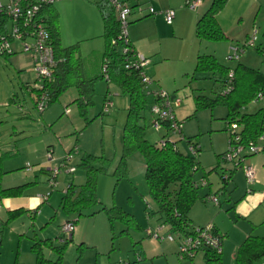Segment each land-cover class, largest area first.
Here are the masks:
<instances>
[{"label": "rangeland", "instance_id": "obj_1", "mask_svg": "<svg viewBox=\"0 0 264 264\" xmlns=\"http://www.w3.org/2000/svg\"><path fill=\"white\" fill-rule=\"evenodd\" d=\"M60 2L62 3V0H56L52 8L57 12L59 11L60 17L57 23H61L62 26L64 14L62 16V11L57 10V5ZM86 2L87 0L65 1V5L73 7L71 8L72 21L69 27H67L66 33H61L60 42L62 47L78 43L79 53L82 56L81 59H83L84 76L86 78H96L95 82H93L94 93L92 94L90 103L83 111L78 108L79 105L74 101L77 97L75 87L67 88L47 108L51 112L49 114L50 117H53V119L62 118V143L67 144L68 141H74L78 146L76 154L72 157V163L76 166V173L61 171L57 177L59 181L62 179V182H64L67 179V181L75 183L76 179L73 177L75 174H85L83 167H79L82 158L87 155L101 157L94 162V166L98 169L95 180V193L100 203L91 207L87 213L98 210L101 205L106 207L118 206L133 216L143 228L144 226H152L151 221L155 215L151 211L155 210V203L148 195L147 185L143 179L145 165L142 155L139 152L129 154L126 159L127 173H117V167L119 166L121 158L120 155H122L121 136L126 121L125 118L127 117L129 97L127 94H123L116 84L106 83L105 78L99 77L101 72L100 57L103 54L105 42L100 36V33H102L101 25V32L99 34H93L94 27L92 32L88 31L85 33L83 31L88 28L90 23L85 10L88 7ZM135 13H131L128 16V20ZM98 21H100L99 17L96 21L99 30L100 23ZM165 24L164 22V26ZM161 29H163L162 26ZM231 29H233V34L236 37L234 40H231V46L225 45L226 39L216 42L197 40L195 30L192 33L183 30L186 34L183 40L169 36L157 40L159 45L155 47H160L164 54L163 59V56H158L156 53L149 55L150 58L148 57L150 64H148L147 69L151 68L150 71H147L148 75L155 69L157 75L161 78L159 79L157 76V82L153 81L150 88H161L171 95L181 98L180 106L174 108V113L176 119L182 123L183 139L177 137L176 146L177 150L185 155L189 154L187 138H191V141L197 142L200 146L198 159L201 163L199 165L201 166L193 176L198 180L200 179L198 176L203 175L202 167L214 166L217 163L216 154L226 151L229 131L226 127L225 114L227 113V109L225 106L219 104L212 109L200 108L196 110L195 104H193L194 96L205 95L212 99L222 91L223 86L218 78L220 77L219 73L210 74V72H201L194 74L193 66L195 65L196 56L193 55L192 48L197 47L200 49L199 53L201 54H210L213 53L214 46H217L220 53L217 56L218 58H216L222 65L234 68L237 63H242L243 65L264 72V0H259L254 9L247 15H243V19H236ZM84 34L91 36L90 38L84 39L83 37H87ZM252 35L256 37L254 39V46L245 48L238 60L234 61L229 59L228 54L231 52V48L235 44L242 43ZM20 47V42L14 41L13 50L16 53L0 54V131L5 133L3 137L11 142L12 148L15 147L17 149H19L18 146L22 145V140H24L25 136H33L31 141L35 142L39 138H43L44 132H47L42 113L36 110L33 98L35 95H31L23 86L25 84L32 85L35 82V73L32 67L33 62L31 63L29 61V54L20 51ZM19 64L24 65V70L19 68ZM107 91H109V99L113 103L108 111H103L102 106L107 97L105 95ZM148 99L154 100V97L149 96ZM262 106H264V99L248 104L243 111L248 113L255 112ZM66 109L68 112H65ZM144 115L145 138L154 144L161 138L164 130H154V127L151 126V114L149 111L144 112ZM170 135L171 133H169ZM211 172L209 174H212ZM65 184H68V182H65ZM223 185L226 187L225 184H220L221 191L224 189L222 187ZM58 191L57 189L55 190L57 196L60 194V191ZM203 192L204 190L202 188L200 193ZM52 207L53 209H57L62 217L66 218L68 216L60 208L54 205ZM106 216L104 211H97L92 215L80 216L77 218L76 224H80V231L83 234L92 238L94 236L98 237L100 233L94 228L102 224L100 218L103 219L104 223ZM57 218L58 215L53 213L51 232L54 240L59 239H56L58 236L57 231L59 230ZM108 225L110 226V224L105 223V242H108V245L111 247L112 254H117L116 261L120 259V261H129L132 264L139 262L141 257L139 256L140 259L137 260L138 255L135 256V253H132V247L134 246L133 242H138L135 240L140 239V233L138 232L141 228H136L132 223L127 228L128 234H120L121 228L127 227L126 224L114 221L112 224L113 227L111 228L112 231L109 230L110 227ZM60 241H62L60 243L61 245L65 243L63 237L60 238ZM68 244L67 250L65 249L64 251L65 255H62L64 256V260L62 257V264H76L78 259H80V263L78 264H84L85 256L88 258L92 254L90 249H82L81 254L79 244L72 242H68ZM172 247L175 246L173 245ZM79 253L82 256H79ZM199 253L195 256H198ZM7 261L12 262V258L7 259ZM182 261L190 263L193 260L183 259Z\"/></svg>", "mask_w": 264, "mask_h": 264}, {"label": "crops", "instance_id": "obj_2", "mask_svg": "<svg viewBox=\"0 0 264 264\" xmlns=\"http://www.w3.org/2000/svg\"><path fill=\"white\" fill-rule=\"evenodd\" d=\"M65 1L67 0H62V3L60 2L57 5V10L62 11V16L64 14L62 26L61 23H57L59 24L60 35L61 33H66V29L72 21L71 8L73 7L65 5ZM96 1L97 0H87L86 2L88 7H86L85 10L88 17L87 19L90 23L88 28L83 30L85 33L88 31L92 32L93 27V34H99L101 30L103 31L100 13L95 6ZM119 1L129 5L132 10L131 13L134 14L136 12L135 15L132 17L130 16V20H128L129 24L126 33L128 34L130 45H132L134 50L138 53L149 57V55L153 53H156L158 56L164 55L160 47H155L159 45L157 42L158 39L169 36L183 40L186 35L183 30L192 33L196 28L198 17L206 10L209 6L208 2L210 4L211 0H201V3L198 4L199 6L196 9H190L185 6L186 0ZM257 2H259V0H228L225 6L217 13L215 17L226 35V46H231V40L236 38L234 36L235 34H233V29H231L236 19H243V15H247L254 9ZM138 6H142V12L137 10L136 7ZM147 7H152L155 14L150 15L147 11ZM168 8H172L175 11V17L171 24H167L163 19V12ZM57 13L59 18V11ZM98 17L100 20L98 21L100 23L99 30L97 28L98 23L96 22ZM164 22L166 23L165 26ZM161 26L163 29H161ZM84 36H87L83 37L86 39L90 38L91 35L84 34ZM100 36L102 37L101 33ZM213 49V53L210 54L215 55V57L219 56L218 54L220 51L218 47L214 46ZM192 52L193 55L197 57V55L200 54V49L193 47ZM14 53L16 52L14 51ZM29 56V61L32 63L33 58L31 55ZM101 57L100 59L102 60ZM163 58L164 56L162 59ZM19 68L24 70L25 67L23 64H19ZM150 70L151 68L147 69L146 72ZM149 76L154 82H157L156 79L158 78L161 79L160 76L157 75L155 69L151 71ZM27 85L28 84H25L23 86L27 89ZM27 90L31 95H35L30 89ZM109 94V91L105 94L108 99L110 96ZM111 102L113 103V101ZM48 106L46 107V111L44 109V111L41 112L45 120L43 121L45 124L44 126L47 127V132H44L43 138H39L34 142L31 141L33 136L27 135L24 138L25 141L22 140V145L18 146L19 149H17L15 147L12 148L11 142L3 137L5 133L0 131V188L6 189L25 185L20 194L0 197V264H49L47 262H38L35 257L37 256L36 251L33 249V245L36 243H39V249L42 254L41 257L47 261L56 260L57 253L49 244H46L45 240H51V244L53 245H61L60 243H62V241H60V238L63 237L62 233L59 232L61 225L69 220H77L74 219L76 217L73 214H67L68 216L66 215V218L62 217L57 209H53L52 207L54 205L60 208L61 194H63L69 183L76 186L83 184L85 181V174H75L73 176L76 179L74 183L72 181H67V179L64 182H62V179L59 181L57 176L60 173H58L55 177L54 184L49 183L51 170L59 165L62 161V157H64L68 151L73 148H76L77 151L78 146L74 141H68L67 144L62 143V118L53 119V117H50L49 114L51 112L47 109ZM53 130H55V132H53ZM222 153L223 152L216 154V165L202 167L203 174H205L204 178L206 179V185L199 189L201 190L203 188L204 192L200 194L207 196L204 200L199 199L193 204L187 213V220L190 226L213 224L215 231L222 235L220 264H235L234 260L237 248L248 236L264 237V151L248 155L243 162L245 165L251 166L254 169L256 180L250 183L246 181L242 169H234L232 165L224 162L220 158ZM71 164H73L72 161ZM75 169L72 173H76ZM210 171H212V174H209ZM226 172L229 178L224 183L220 175ZM202 177L203 175L198 176V178ZM197 180L198 179H196V181ZM65 182H68V184H65ZM222 183L226 185V187L224 185L222 186L224 188L223 191H221L222 188H220V184L222 185ZM56 189L60 191H58L60 193L58 196L55 194ZM219 194L221 195L218 196ZM210 196H217V202L211 201L209 199ZM12 212H18V214L12 215ZM53 213L58 215L59 230L57 231L58 236L56 237V239L59 238L58 240L53 239L54 237L51 232V219ZM153 219L151 221L152 226H148L150 228L156 227V225L160 223L156 215ZM100 220H102V224L94 228L100 233L98 237L94 236L92 238L83 234V232L80 231V224H76L77 221L69 237L70 243L72 242L80 245L79 251L81 250V254L82 249H90L92 251L91 256H88V258L85 256L84 264H89V262L90 264H132L129 261H120V259L116 261L118 257L116 256L117 254L113 255L108 242H105V223L109 224L108 218H105L104 223L102 218H100ZM139 225L142 226L140 223ZM110 228L109 230L112 231ZM146 228V226H144V228L143 226L141 227L138 232L140 233V239L135 240L138 242H133L134 246L132 247V253H135V256L139 255L141 257L140 261L135 262V264L205 263L204 251H200L199 255L195 256L194 259L192 258L193 261L190 263L182 261L183 259L181 260L178 257L177 241L154 240L146 234ZM122 230H124V228H121L120 232ZM136 243L138 244L136 245ZM173 245L175 247H172ZM68 246L69 244L67 243L66 250ZM81 254L79 253L78 255L80 256ZM9 258H12V262L7 261ZM79 260L80 259H78L76 264L80 263ZM60 264H62V260ZM255 264H264V258L259 259Z\"/></svg>", "mask_w": 264, "mask_h": 264}, {"label": "trees", "instance_id": "obj_3", "mask_svg": "<svg viewBox=\"0 0 264 264\" xmlns=\"http://www.w3.org/2000/svg\"><path fill=\"white\" fill-rule=\"evenodd\" d=\"M227 1L211 0L206 10L198 17L195 34L199 40L216 42L226 39V35L215 16L225 6ZM95 6L102 20L103 31L101 34L105 42L101 57V69L104 64L107 65V70H105L107 71V78L101 69L99 77L105 78L106 83L116 84L120 91L129 97L127 117L125 118L126 121L121 136L122 155H120L117 173L126 174V159L128 155L133 152H139L144 159L145 170L143 179L147 185L148 195L155 203V210L151 211V213L157 216L159 222L167 224L170 229L187 233L189 232L187 228L191 227L187 220V213L197 200H204L207 196L200 194V186L196 185L197 181L193 177L194 173L200 168L199 156L194 157L190 153L188 155L182 154L179 150L174 149L171 143L160 147L156 143L153 144L146 140L145 124H143L145 119L144 112H150V105L154 100L148 99L151 95L146 93L145 87L140 81L139 71L135 69L124 70L125 55L122 53V43L118 38L120 22L118 21L116 10L113 9L114 7L107 0H97ZM41 12L46 15V24L51 36L55 60L58 61L52 82L44 84V90L49 97V104L57 100L58 96L67 88L75 87L77 97L74 101L79 105L78 108L83 111L91 101L94 93L93 82H95L96 78H86L84 76L83 59H81L82 56L79 53L78 43L62 47L57 24V11L50 6ZM4 24L5 19L0 16V31L3 30ZM193 67L194 74L201 72L219 73L220 77L218 78L222 83L223 89L228 86L227 77L232 72L230 91L225 94L221 91L212 99L205 95L194 96L193 104H195L196 110L200 108L212 109L219 104L225 106L227 109L225 114L226 123L236 121L241 126L240 138L242 144L255 142L258 137L264 135V106L255 112L248 113L243 111L258 93L264 99V72L242 63H237L234 68H230L218 62L215 55L205 53L197 55ZM190 139L187 138L186 141L191 142ZM100 158L91 155L82 158L79 167L81 166L85 170V181L78 186L69 183L63 194H61L59 207L64 213L73 214L76 217L75 219L80 216L95 214L97 211H104L111 228L114 221L127 225L121 233H127V228L132 223L136 228H141L133 216L118 206L106 207L101 205L98 210L87 213L91 207L100 203L95 193V180L98 169L94 166L95 160ZM68 166L74 165L69 163ZM221 178L225 183L226 180L222 176ZM24 186L0 188V197L20 194ZM16 214L18 212H12V215ZM69 241L70 238H67L63 245H53L51 240H45L46 244H49L57 253V258L54 261H47L41 257L39 243H36L33 245L37 255L35 257L39 263L60 264ZM203 251L204 264H220L221 252L216 253L209 249ZM262 258H264V237L250 235L237 248L234 261L235 264H255Z\"/></svg>", "mask_w": 264, "mask_h": 264}, {"label": "built area", "instance_id": "obj_4", "mask_svg": "<svg viewBox=\"0 0 264 264\" xmlns=\"http://www.w3.org/2000/svg\"><path fill=\"white\" fill-rule=\"evenodd\" d=\"M56 0H0V16L5 19L3 30L0 31V54H12L13 42L18 41L21 44L20 51L28 53L33 58V71L35 73V82L32 85H27V89L34 92V101L36 110L39 112L44 111L49 105V97L44 90V84L52 82L54 78V71L56 70L58 61L55 60L53 45L51 43V36L47 27L46 15L43 11L46 7H50ZM116 10L118 21L120 22V33L118 38L122 43V53L124 56V70L135 69L139 71L140 81L145 87L146 93L154 97V101L150 105L151 114V126L154 130H164L162 137L156 141V144L160 147L165 146L168 143L173 145L174 149H177V137L183 139L182 135V123L179 122L174 113V108L180 106L181 98H177L174 95L166 92L164 89H151L150 86L153 83L152 78L147 74L146 68L149 64V58L145 57L141 53H138L134 48L129 45L127 26L128 16L131 14V7L125 2L119 0H107ZM186 5L190 9H196L201 3V0H186ZM139 12L143 11L142 6L136 7ZM147 11L150 15L155 14L152 7H147ZM163 19L167 24L173 22L175 17V11L172 8H168L163 12ZM256 37L255 35L249 36L242 43L235 44L231 48V52L228 54V58L231 60H238L240 54L244 52L248 46H254ZM107 65L104 64L101 71L107 78L105 71ZM232 72L228 74V86L222 90V93H228L231 89ZM262 95L260 93L251 100L252 103L261 100ZM112 106V102L106 97L103 102V111H108ZM65 112H68L66 109ZM236 121H230L227 123V130L229 131V140L226 151L222 154L221 159L232 165L234 169H242L248 183L256 180L254 169L251 166L245 165L243 162L245 158L254 153L264 151V135L258 137L255 142H249L248 144L241 143V126ZM169 133L171 135L169 136ZM173 135V136H172ZM188 150L190 155L199 156L200 146L196 142H189ZM76 148L68 151L59 165L51 170L49 183L54 184L55 177L61 171L74 172V166H68L72 161V157L76 154ZM228 173H223L221 176L224 180H228ZM197 186L206 185V179L200 178L196 182ZM209 199L213 202H217L215 196H210ZM75 221L69 220L64 222L59 232L62 233L63 239L70 237L75 228ZM190 226V225H189ZM189 232L185 233L181 230H172L167 224L158 223L156 227H147L145 229L146 234L158 241H177L178 242V257L182 259H192L195 255L203 250L209 249L216 253L221 252L222 237L214 229L213 224H206L205 226H191L187 228ZM1 240V235H0ZM139 255L137 260H139Z\"/></svg>", "mask_w": 264, "mask_h": 264}]
</instances>
